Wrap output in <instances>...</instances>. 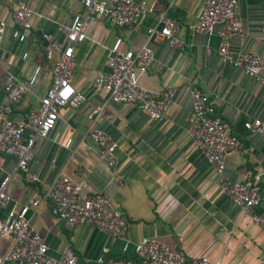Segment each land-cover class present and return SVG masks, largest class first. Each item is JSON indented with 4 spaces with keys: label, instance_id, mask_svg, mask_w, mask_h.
<instances>
[{
    "label": "crops",
    "instance_id": "0c3cea01",
    "mask_svg": "<svg viewBox=\"0 0 264 264\" xmlns=\"http://www.w3.org/2000/svg\"><path fill=\"white\" fill-rule=\"evenodd\" d=\"M17 1L32 11L30 28L21 42L11 35L16 28L12 11ZM148 1L153 2L152 10L129 27H116L98 16L91 18L86 37L75 44L72 53L71 84L84 93L85 100L75 109L62 107L47 137L34 140L29 167L36 181L25 182L15 170L14 158L0 155V178L10 174V200L0 210V217L6 208L40 196L59 171L79 179L75 169L80 166L91 191L123 212L126 227L119 237L90 226L67 229L51 214L47 201H40L28 206L25 216L43 237L50 256L69 251L84 264H94L100 255L134 258L132 244L145 236L171 250L205 254L216 264H264V228L250 222L218 188L213 172L186 132L191 117L188 89L196 86L208 95L216 114L228 122L241 142L237 151L222 157L227 178L241 181L246 171L264 174V140L246 127L254 117L264 121V84L219 61L216 25L207 33L192 29L201 0ZM82 10L74 0H0V20L6 24L0 44V104L6 102L4 73L25 78L35 64L41 65L36 83L11 105L7 118L20 120L36 111L38 99L49 85L52 64L44 57L47 43L43 34L64 43L72 14ZM235 11L243 35L229 40L230 49L256 53L264 69L263 1L236 0ZM160 14L175 20L174 34L182 40L181 48L146 39V29L158 27ZM115 37L121 38V50L141 45L151 50L153 59L139 73L138 82L158 92L172 90L160 119L148 118L133 103L111 102L105 94L90 91L96 72H107L104 47ZM22 52H26L25 58ZM90 125L115 140L113 170L98 157L96 146L87 137ZM67 139L70 143L65 147ZM113 172L121 176L123 186ZM123 243L128 245L126 252L121 249Z\"/></svg>",
    "mask_w": 264,
    "mask_h": 264
},
{
    "label": "built area",
    "instance_id": "2783aa9c",
    "mask_svg": "<svg viewBox=\"0 0 264 264\" xmlns=\"http://www.w3.org/2000/svg\"><path fill=\"white\" fill-rule=\"evenodd\" d=\"M74 1L79 2L83 10L72 14L66 28L65 42L59 43L50 34H43L47 43L44 57L52 64L48 72L49 85L39 97L36 111L20 120L6 117L11 105L34 86L41 65L35 64L25 78L10 72L3 76L6 102L0 104V155L14 158L15 170L27 183L37 179L29 167L34 140L47 137L62 107L75 109L85 100L84 93L71 84L72 53L75 44L86 37L91 18L98 16L116 27H129L154 7L153 2L148 0ZM235 8L236 0H201L197 22L191 27L195 31L207 33L216 25V54L219 61L232 65L248 78L264 84V69L259 56L254 52H233L230 49L229 40L240 39L243 35ZM31 15V9L22 1L15 3L12 20L16 28L11 35L19 42L25 39L24 32L30 28ZM5 29V22L0 20V44ZM176 30L175 20L160 14L158 27L146 29V39L163 40L171 48H181L183 42L175 36ZM260 31L264 33V23L260 25ZM121 43V38L115 37L109 46L104 47L107 72H96L89 83L90 91L105 94L111 102L133 103L148 118L160 119L173 94L172 90L158 92L142 86L138 76L153 59L152 52L146 45L133 50H121ZM21 57L25 58L26 52H22ZM188 92L191 101V117L186 130L188 137L213 172L214 183L218 188L250 222L264 228V174L246 171L241 181L227 178L223 172L222 157L228 152L237 151L241 142L232 133L228 122L216 114L205 92L196 86H190ZM246 127L264 140L263 120L254 117ZM86 135L96 146L98 157L113 170L116 164L115 140L94 125L87 128ZM69 143L70 139H67L64 146L67 147ZM75 172L79 179L57 172L40 196L29 199L27 204L19 207L12 205L5 209L0 217V240H5V243H0V264H84L69 251L56 257L47 253L43 237L30 226L25 216L28 206H36L40 201H47L51 214L67 229L83 225L94 227L111 237H119L123 233L127 223L123 212L102 194L91 191L85 179L86 171L82 167L78 166ZM113 175L118 185L123 186L121 176L115 172ZM9 178L10 174L0 178V210L10 200ZM127 247V243H123L122 251L126 252ZM131 252L134 258H105L100 255L94 264H216L205 254H192L185 249L171 250L164 243L145 236L132 244Z\"/></svg>",
    "mask_w": 264,
    "mask_h": 264
}]
</instances>
